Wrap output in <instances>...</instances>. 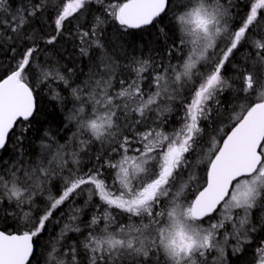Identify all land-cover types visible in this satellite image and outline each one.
Segmentation results:
<instances>
[{"label": "snow or ice", "instance_id": "obj_1", "mask_svg": "<svg viewBox=\"0 0 264 264\" xmlns=\"http://www.w3.org/2000/svg\"><path fill=\"white\" fill-rule=\"evenodd\" d=\"M0 264H264V0H0Z\"/></svg>", "mask_w": 264, "mask_h": 264}]
</instances>
